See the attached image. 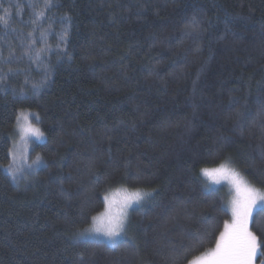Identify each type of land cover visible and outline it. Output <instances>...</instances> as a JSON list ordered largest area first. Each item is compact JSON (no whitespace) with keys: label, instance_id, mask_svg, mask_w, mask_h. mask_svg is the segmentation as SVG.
<instances>
[{"label":"trees","instance_id":"1","mask_svg":"<svg viewBox=\"0 0 264 264\" xmlns=\"http://www.w3.org/2000/svg\"><path fill=\"white\" fill-rule=\"evenodd\" d=\"M51 4L0 0V264H186L229 218L201 168L231 157L264 189V0ZM22 109L46 140L14 178ZM121 187L151 193L127 236L78 238Z\"/></svg>","mask_w":264,"mask_h":264},{"label":"snow or ice","instance_id":"2","mask_svg":"<svg viewBox=\"0 0 264 264\" xmlns=\"http://www.w3.org/2000/svg\"><path fill=\"white\" fill-rule=\"evenodd\" d=\"M43 2L45 8L52 6L51 0ZM7 23L8 12L4 9L0 15V24ZM30 115L33 114L21 110L16 116V127L22 142H26L32 136L37 138L44 136L40 128L31 123ZM35 119L39 121L38 114H35ZM40 160L41 157L37 155L34 163ZM232 163L231 157H227L219 167H204L200 170L203 177H207L205 188H211L213 184L218 185L222 181L226 182L230 199L221 202L220 211L229 218L223 220L222 229L214 236L212 247L192 256L191 259L187 258V254L192 248L185 250L186 264H257L258 256L261 257L259 264H264V237L258 236L252 230L257 217L264 219V189L249 183L235 167L231 166ZM9 169H12L11 164ZM150 195V192L139 188L129 190L126 187L103 193L105 205L103 211L92 216L91 226L77 235L85 239L105 237L108 241L117 240L122 234H126L128 209ZM208 237H211V234L206 232L197 238L196 243L203 246Z\"/></svg>","mask_w":264,"mask_h":264},{"label":"rangeland","instance_id":"3","mask_svg":"<svg viewBox=\"0 0 264 264\" xmlns=\"http://www.w3.org/2000/svg\"><path fill=\"white\" fill-rule=\"evenodd\" d=\"M22 110L27 112V113L33 114V115H30V117H29L31 120V123L33 125H35L36 127H39L40 130L44 133V136L42 138H37L35 136H32V137L28 138L26 142H22L20 139L19 131L16 127V130L13 133V141H12V147H11L10 164L12 165V169L10 170L9 166H8V170L10 171V174L14 178L15 177L24 178V176H26L28 171H30L31 169H34V167L36 166V162L34 163V161L36 160V156H32V148H33L35 143L44 142L46 140V133H45L44 129L42 128L40 122L35 119V114L39 115V113L37 111L30 110V109H22ZM39 118H40V115H39ZM216 167H219V166H216ZM222 185L226 186L228 193H229V188H228L226 182L222 181L220 184H218V185L213 184L212 186L217 187V186H222ZM118 189H120V188H118ZM115 190H117V189H114L112 191H115ZM129 190H132V189H129ZM229 199H230V195H229ZM145 200H146V197L139 204L134 203L128 209V221L126 224V234H122L115 241H108L107 238H105V237H99V238L89 237V238L104 239V240L111 242V243H115V242L125 238L129 232V222H130L131 210L136 206L142 205ZM89 227H87V228H89ZM87 228L82 229L80 232L86 230ZM78 238H80V237L78 236Z\"/></svg>","mask_w":264,"mask_h":264},{"label":"crops","instance_id":"4","mask_svg":"<svg viewBox=\"0 0 264 264\" xmlns=\"http://www.w3.org/2000/svg\"><path fill=\"white\" fill-rule=\"evenodd\" d=\"M257 264H259V263H258V257H257Z\"/></svg>","mask_w":264,"mask_h":264}]
</instances>
